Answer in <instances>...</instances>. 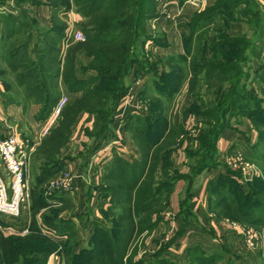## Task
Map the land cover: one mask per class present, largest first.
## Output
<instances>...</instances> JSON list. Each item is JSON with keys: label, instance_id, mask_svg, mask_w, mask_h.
Masks as SVG:
<instances>
[{"label": "trees", "instance_id": "obj_1", "mask_svg": "<svg viewBox=\"0 0 264 264\" xmlns=\"http://www.w3.org/2000/svg\"><path fill=\"white\" fill-rule=\"evenodd\" d=\"M71 1L78 13L90 18L86 23L87 26L85 25L82 29L86 40L77 43L74 47L85 51L91 57L88 65L94 70V74L86 81L90 84L95 83L97 86L81 92L84 87L80 86L79 83L83 81L74 76L73 57L71 55L66 58L65 71L60 72L59 68H53L54 63H57L58 55H60L57 39H61L60 32L63 29L54 25L46 33V35L51 33V37L48 36V39H43L45 43L42 47H37L34 50L35 53L42 54V56H38L36 70L32 71L31 76H27L30 77L29 79L34 76V81H28L25 74L21 72L15 75L17 84L26 86V97H35L36 100H39L38 102L42 100L43 105L40 111L38 110V119H44L53 109L59 95L58 79L69 92H80V95L62 108L61 119L52 129L50 136L42 141L39 149L36 150L37 157H41L43 161L38 166L39 171L35 175V182L29 188L28 198L31 205L28 231L24 235L17 233L5 235L0 231V264H7L8 260L14 261L8 264H46L47 258L54 253L56 245L53 242L55 241L40 233L35 218L45 205L39 185L63 167L61 158H56V154H59L60 149L70 141L72 126L79 113L83 112L93 117L92 130L87 135L91 139V146L97 147V144L105 138V133L110 129L113 122L116 108L121 98L127 93L128 88L125 83L119 82V75L114 70H118L121 64H124V69L128 70L136 66V50L143 48L145 43V21L142 20H146L147 16L155 9L154 0ZM67 5L69 6V4ZM211 16L215 17L216 15L211 14ZM1 20L2 28L11 29L17 19L7 14L2 15ZM192 24L193 22L189 24L191 33L194 32ZM260 28L264 30V26ZM185 48L189 55L190 49ZM224 52L221 49L218 54ZM8 53L10 54L8 68L11 70L20 67L21 62L18 63L17 61L20 55L28 54L27 57L29 56L24 44H20L16 49H10ZM194 58L191 59V62L189 61V70L193 73L195 68L199 71L205 68V74L219 82L231 80L230 75L223 74L226 71L225 68L218 67L219 72L214 74L213 67L215 64L208 63L207 59L195 64ZM28 64L31 65L30 61ZM108 74H110L108 82L105 83L107 79L101 81V78ZM183 74L184 69L180 67L170 68L168 71L159 73L156 81V93L159 95L155 99L149 98V114L147 116L128 115L124 129L130 133L135 146L139 149V159L129 161L114 153L107 165L106 173L101 177V184H105L111 193L116 208L113 230L110 229L112 232H109V229L107 230L97 223L91 238V246L87 249H80L75 254L71 252L72 248L70 252L67 251L68 255L65 251L67 255L66 264H146L143 260L133 262L132 256L137 246L135 243L143 232H148L156 225L158 217L153 220L151 215L156 213L161 205L164 208L167 207V196L172 191L174 184L180 179L186 182L180 203L183 211H187L186 206L189 203V197L195 188L193 177L196 174V166L190 169L192 167L189 165L190 172L181 173L177 166L173 165L172 174L168 175L167 172L170 171L171 165L166 159L161 164L160 176L155 177L159 159L155 147L161 145L165 139L173 138L172 143H175L176 137L181 135V131H183L181 126H174L170 123L167 109L159 98L164 97L169 103L171 97L182 87ZM203 76L195 78L198 80ZM192 78L195 80L194 76ZM76 84L78 85L75 86ZM189 84L193 87L191 81ZM207 84L210 85V82ZM228 85L234 89L235 84L228 83ZM40 89H44L43 99ZM145 94H147L146 91H142V95ZM231 103L232 99L229 100L228 104L232 105ZM191 105L188 110L194 112L190 110ZM255 111L258 112L257 109ZM245 117L254 121L259 120L255 113H245ZM258 123L264 125L260 120ZM214 126L216 128V125ZM217 138L218 134H216L213 126L206 128L197 135L196 140L202 144L201 148H205L200 153V160L194 162L197 168L202 169L204 167L206 158L210 157L205 156L206 153L203 154V152L205 150L212 152L210 148H216ZM256 141L264 147V140L257 138ZM166 149L167 154H171L172 150L167 147ZM188 151L187 158L188 155L192 156L194 153L189 149ZM210 162L205 165L207 167L204 172L215 167V164ZM236 175L235 172L227 168L226 172L207 179L205 185L206 198L209 195L212 199L219 200V209L224 212L225 216L238 219L248 225H264V175L253 177L251 182L246 183V188L239 183ZM185 214L189 215L188 212ZM185 214H182L183 217ZM18 220L22 222L21 217ZM46 223L50 229L60 231V235L63 233L62 230L65 226H60L64 224L63 220L59 219L57 223L49 220ZM9 225L10 223H7L6 227ZM24 225H26V221ZM11 226L15 230L22 228L13 223ZM162 248H164L163 245L148 264H176L165 257H156L161 253ZM186 254L187 264H216L221 257L218 251L206 254L196 244L186 247Z\"/></svg>", "mask_w": 264, "mask_h": 264}, {"label": "rangeland", "instance_id": "obj_2", "mask_svg": "<svg viewBox=\"0 0 264 264\" xmlns=\"http://www.w3.org/2000/svg\"><path fill=\"white\" fill-rule=\"evenodd\" d=\"M5 1L10 4H14L13 0H0V17H2V15L5 16L9 14L3 13L5 11H3L4 6H7L4 3ZM171 1L175 3V7L177 8L181 7L186 2L193 5V10L188 13L189 17L186 20L185 24H183L181 29L179 30V34L175 33L174 30L170 31V29H167L166 32L163 26L167 24V28H169L170 22H174V18L171 15L173 10L169 5ZM18 2L19 5L21 4V6L18 8V10H16V12L13 13L15 15L11 14L12 16L16 17L17 20H15L14 25H12L11 29L7 30L2 28L1 38L5 40L6 49L8 48V51L10 50L9 47H12V49H16L17 45L19 46V44L29 43L30 48L32 45H34V47H32V50L29 51V56L32 55V57H27L28 54L19 56V59L17 61L18 63L21 62V65L16 70H11L6 67V58L10 57L8 51L6 52V49L0 51V78L6 80V82L8 83L6 84L7 87L10 86L9 89L6 90V94L8 95L9 99L17 100L18 102L23 104V107H26L27 104H39L38 110L40 111L43 105L42 100L38 102L39 100H36L35 97H27L30 100L25 98L26 86L24 84H17V82L15 81V75L20 74L21 72L25 74V78L28 81H34V76L31 77V79H29L30 77L27 76H31L32 71L36 70L39 60L38 56H42V54L39 55L38 53H35L34 50H36L37 47H42L43 43H45L43 39L46 40V38L48 39V36L51 37V33H49V35H46V33L49 32L48 30L52 28L53 25L63 28L62 32H60L62 35L61 39H57V42L59 41L60 46L59 51H62L63 54L61 55V53L59 52L60 55H58L57 63H54L53 68H59L60 72H63V70L65 71L64 67L66 58L71 55L73 57L74 76L83 81L79 83L80 86L84 87L81 92L87 91L88 89L97 86V84L95 85V83L90 84L88 81H86L87 78L94 74V70L88 65L91 57H89L85 53V51L76 49L74 47L77 43H82L86 40L85 34L83 33L82 29L83 27H85L90 18H88L87 16H83L84 14L82 13H78L75 10V6L71 0H20ZM24 2H27L32 6H48V9L51 12V24L40 26L37 23L36 19L30 16L32 8H30L28 5L23 6L22 3ZM154 3L155 9L149 16H147L146 20H142L145 21V46L143 45V48H136V66L128 70L124 69V64H121V67L118 70H114L119 75V82L125 83L129 88V85H132L131 81L137 79L138 70H141L145 73L152 72L153 75L149 76V79L151 78V80L148 82L145 81L146 87H148L150 94H146L145 98L142 97L149 101V98L155 99L158 98L159 95L158 93H156V81L158 73L165 72L166 70L168 71L170 70V68H183L184 74L183 83L181 86L184 87L183 89H186L187 94L191 95L192 105L190 110L194 111L193 113L197 112L196 114H198L199 118V125H197L196 132L200 134V132H203L206 128L213 126L216 134H218V138L215 143L216 148H210L212 152H209L207 150L203 152V154L206 153L205 156L210 157L206 158L205 165L209 164V161H211L210 163L215 164V167H213V169H209L210 171H212V177L209 178H214L219 173L226 172L227 168L231 170L225 158L227 155H232L236 151H241L244 154V159L250 163H253L257 167L258 174L254 177L263 176L264 171L262 170L264 169V147L261 146L256 140L257 138H261L262 140H264V125L262 126L258 123L260 120V122H263L264 124V49H262L257 43L258 40H262V43L264 44V35L261 38L257 36V28L263 27L264 21L254 17L253 0H154ZM67 4H69V6ZM54 10L55 12H53ZM211 14H215L216 16L212 17ZM219 18H221L223 22L220 24L216 22L214 24V21ZM192 22L194 32L191 33V31L189 30V24H191ZM76 32L82 34L84 40H78L75 36ZM185 47H188L190 49L189 55L188 51L186 52ZM221 49L225 52L223 54H218ZM241 53L243 54L241 55ZM193 58L195 60V64L201 63L203 59H207V61H209L208 63L215 64V66L213 67L214 74L219 72L218 67L225 68L226 71H224L223 74L227 73L228 75H230L231 80L219 82L215 78H213L218 83L222 84L221 87L213 89L212 84H207L208 82H210V79L212 77L205 74V68L200 71L195 68L194 73L193 71L189 70V64L191 62V59ZM28 61H30L31 65L28 64ZM109 75L110 74L101 78V81L107 79L105 82L107 83L108 78L110 77ZM130 75L132 76V78H130ZM192 76H194V78H197L199 76L203 77L198 80H196L195 78L194 80ZM38 79H40L39 76ZM190 81L193 83V87L190 86ZM228 83L235 84L234 89H232L228 85ZM57 85L59 91L58 98L62 96L66 97L64 106L69 102H72L73 99L79 97L80 95V92H69L66 86L63 85L61 81L57 82ZM59 85L61 86V88ZM77 85L78 84H76L75 86ZM43 90L44 89H40L42 93V99L44 97ZM166 93L168 94V92ZM213 94H215V97H212L214 96ZM159 99L163 102L165 108L167 109V115H169V111L172 110L174 105L173 103H175L173 101V96L171 97L169 103H167V100L164 97H160ZM231 99L232 105H229L228 102ZM128 100L129 101L127 103L131 101L130 99ZM135 106H137V104ZM255 109H257L258 112H254ZM38 110L33 114V119L38 122V127L35 128L36 132L34 134L30 130L24 132L25 135L29 133L28 136H30V140L25 141L27 152H30V160L28 164V168L31 172L28 180L30 187L31 184L35 182V175L38 174L39 171L38 166L40 162L43 161L41 157H37L38 153L36 152V150L39 149L40 143L50 136L52 129L55 128V126L61 119L60 112L62 109L60 110L52 126L48 129L47 132L43 134H40L41 126L44 125L47 117L51 112L44 119H38ZM245 113H255L259 120L254 121L253 119H248L247 117H245ZM24 117L27 119L26 123H29V125L27 124V127H29L30 124L32 125V122L29 119V113H25ZM242 120L246 123L245 127L241 125ZM119 124L121 128L124 127L125 120H121V122L119 121ZM92 125L89 126L88 129L83 130L82 133L88 135L89 131L92 130ZM214 125H216V128ZM239 126L243 127V129H239ZM12 128L21 133L19 126ZM1 129L2 128H0V130ZM28 129L31 128L29 127ZM183 131H181L182 134H185V132ZM228 132L233 133V140L229 142L228 139H224L225 142L221 143L220 140H222V134ZM3 133L0 132L1 137H4ZM70 135V140L72 138V141L78 142L77 139L73 138L75 137V135H72V131ZM36 136L37 138H35ZM87 137L89 138V136ZM179 137L180 135L176 137L174 141L175 143H172L173 138H170L165 139L161 143V145H157L155 147V149H157L159 158L155 177L158 178L160 176L161 164L165 162L163 160L168 159L171 165V168H169L170 171L167 172L168 175L172 174L171 172L173 169V165L177 166L178 170L181 173L190 172L189 165L192 167L190 169H193V166H196V174L195 176H192H194L193 180L195 181V185H198V183H202V176L204 173H206L204 171L206 170L207 166L204 165L202 169H199V167L197 168V165L194 164V162L200 160V153H202L205 148H201L202 144H200L198 140H196L195 145L193 147H189V150L194 151L192 156L188 155V158L186 157L187 153L189 152L188 149L184 153L185 167L183 166L184 168H182L181 166H178V155L173 156V151H175V149H172L177 143ZM34 138L36 139L35 144L31 142L32 140H34ZM116 139H118V141L120 142L119 138ZM72 141H69L63 147H69V143ZM90 141L85 143H83V141L79 143L77 152L72 154V156H62L61 152L59 151V154H56V158H61L62 160V158L65 157L70 160H76L77 165L73 166V170L66 168V166L61 167L60 170L57 171L52 177L39 185V190L41 191V195L44 197L45 205L36 214L35 218L37 220V225L39 227L40 233L51 239L52 241H55L53 242V244L56 245L55 250H58L59 248L63 252H70V249L76 243V239L78 238L77 231L73 224V221L69 217L75 215L83 223V228H81V225L79 227V233L83 236L86 232L84 221H86L87 219L90 220L93 216L94 211L92 207L85 204L86 202H83L84 204L82 203L80 206H77L79 204H75L70 199L72 198V192L75 191V186L70 194L67 191L55 189L52 185H50V181L56 179V177L64 172L76 174L78 173L77 171H80V168L81 170H83L85 164L81 162V159L84 158V155L89 154V147H91ZM227 142L229 145L226 144ZM171 143L172 145H170ZM29 147H32V149H30ZM166 147L169 148V150H172L171 154H167ZM79 158H81L79 160L80 162L77 160ZM176 158H178V162L174 163V160H176ZM209 178L207 177V179ZM79 179L84 183L82 178L79 177ZM252 179L243 184L245 188L247 187L246 183L251 182ZM180 180L184 182V180ZM75 183L76 182L74 180V184ZM97 183L100 185V181H97ZM185 184L186 182H184V186ZM206 204L207 211L209 214H211V217L213 219H216L223 224L226 223L231 228L232 223H234L240 227H249L255 230L257 234H259V236L262 238L263 246L256 245L254 248H250V250L255 257H260V261L264 262V257L259 254V252H264V225H248L246 223L240 222L238 219L225 216L224 212L219 209V200L216 201L214 200V198L212 199L211 197H209V195H207ZM30 205V199L28 198L25 207L23 208L21 216L22 222L30 218ZM167 207L164 208L161 205V207H159L160 209L156 213L151 215L153 217L152 219L155 220L158 217L159 221L164 218L165 213L168 211ZM210 207L211 211L209 210ZM62 216H67L68 218H63ZM99 216L104 219V214H100ZM59 219L64 221V224H61L60 226H65L62 230L63 233L61 235L60 231L50 229L46 223V221L49 220L57 223ZM191 219L194 221L195 217L193 215L185 214L181 222L184 224L186 222H190ZM13 220L14 219L5 218L4 216L0 215V231H2L3 234L7 235L8 233H17L10 232L14 229L11 226V223H14ZM17 220L18 219H16V221ZM93 222V227H95L97 223ZM7 223H10L9 227H6ZM106 223V225L110 227L111 230H113L114 222H109V220H107ZM98 224H101L104 227V224L102 222H98ZM41 229L49 232L51 236L43 233ZM180 230L181 229H178L176 236H180ZM151 231L152 229L148 232H145L143 238L139 242L140 246L137 247L142 248L147 244H151ZM232 231L237 233V231L233 228ZM64 235H66L64 239H59L60 236ZM239 237L242 236L240 235ZM164 241L167 242L168 240H164L163 236L160 238L157 244L163 245V243L165 244ZM86 244L89 245L88 240L86 241ZM88 245L81 247V249H87ZM66 252L65 259L69 254L67 252L66 255ZM176 259L177 264H185L184 256L178 254V256H176ZM11 262L14 261L8 260L7 264Z\"/></svg>", "mask_w": 264, "mask_h": 264}, {"label": "crops", "instance_id": "obj_3", "mask_svg": "<svg viewBox=\"0 0 264 264\" xmlns=\"http://www.w3.org/2000/svg\"><path fill=\"white\" fill-rule=\"evenodd\" d=\"M13 1L14 4H10L7 1L4 2L7 6H4L3 11H5L3 13H9L11 15L16 12V10H18L21 4L19 5L18 0ZM22 5H28L30 8H32L30 16L36 19L37 23L40 26L51 24V12L48 9V6H32L27 2L22 3ZM169 5L173 10L171 15L174 18V22H170L169 28H167V24L163 26L166 32L167 29H170V31L174 30L175 33L179 34V30L181 29L182 25L185 24L186 20L189 17L188 13L193 10V5L186 2L181 7L177 8L175 7V3H173V1H171ZM253 13L254 17L264 21V0H253ZM216 22L220 24L223 22V20L219 18L214 21V24ZM2 27L3 23L0 17V51L6 49L5 40L1 38ZM263 35L264 30L258 27L257 36L261 38ZM262 42V40H258L257 43L262 49H264V44ZM24 45L26 46V50L28 52L32 50V47H34V45H32L30 48L29 43H26ZM7 49L6 52L8 51ZM9 49H12V47H9ZM60 53L61 55L63 54L62 51H60ZM29 57H32V55ZM6 67H8V58H6ZM150 75H153V73H145L141 70H138L137 79L131 81L132 85H129L127 91L128 93H130L129 99L131 101L129 103H126V101L121 100L113 115L114 118L110 129L105 133V138L97 144V147H89L90 152L89 154H86L87 156L84 155V158L77 159L78 161L81 159V162L85 164V167H83L84 169L82 168L83 170H81L80 168V171H77L78 173H73L76 183L74 184L75 191H73L72 194L71 192H69L72 196V198L70 199L75 204H79L77 206H80L83 202H86L85 204L93 208L94 213L90 220L87 219L86 221H84L86 232L83 236L79 233V227L81 225V228H83V223L75 215L69 217L73 221L78 235L76 243L73 245L71 250V252L74 254L78 253L81 247L88 245L86 244L87 240L89 241L88 247L91 246V238L94 231V227L92 224L93 221V223L102 222L104 224V227L106 229H109V232H112L110 230V227L106 225V221L109 220V222H114L116 208L111 193L105 187V184H101V177L106 173V170L108 168L107 165L114 153L129 161L139 159V149H137V147L135 146L130 133H128L124 129V127L121 128L119 121L121 122V120H126L128 115L147 116L149 114V101L144 99L146 94L142 95V91L145 90L147 94H150L149 89L145 84V81L148 82L151 80V78L149 79ZM130 78H132L131 75ZM59 81L60 79H58V82ZM6 84H8L6 80L0 78V128H2L0 132H4L6 134L10 131H15L17 132V136H19L21 139L23 138L25 141L30 140V136H28L29 133L25 135L24 132L28 130H30L33 134L36 132L35 128L38 127V122L33 119V114L38 110L39 104H27L26 107H23V104L18 102L17 100H10L8 95L6 94V90L9 89ZM210 84H212L213 89L222 86V84L218 83L213 78L210 79ZM183 88L184 87H182L173 95V101L175 103H173V108L171 107L172 110L169 111L168 115V118H171L170 123L174 126H181L185 132V134L180 135L177 143L172 148L175 149V151H173V156L178 155L179 157V162L177 161L178 158H176V160H174V163L178 162V166H181L182 168L185 167L184 153L187 151V149H189V147H193L195 145L196 137L199 134L196 132L197 125H199L198 114L190 112L188 110L189 106L191 105L192 98L190 94L186 93V89ZM213 95L214 96L212 97H215V94ZM27 99L30 100L29 98ZM136 104L137 106H135ZM25 113H29L30 115L29 119L31 120L32 125L30 124L29 127L31 129H28L29 127H27V124L29 125V123H26L27 119L24 117ZM92 122L93 118L89 114L86 115L82 112L78 114L77 120L72 126V135H75V137L73 138L77 139L78 142L72 141L71 138L70 141L72 142L69 143L70 146L67 148H61L60 152L62 156H72V154L77 152L79 143L83 141V143L90 141L87 135L83 134L82 131L88 129L89 126L92 125ZM241 125L245 127L246 123L242 120ZM18 126L20 127L21 133L12 128ZM239 129L242 130L243 127L239 126ZM4 133L3 135H5ZM35 138H37V136ZM35 138L34 140L31 139V142L33 144H35ZM116 138L120 139L119 144L112 143V141ZM233 138L234 135L232 132L223 133L222 140H220V142H225L224 139H228L230 142L233 140ZM95 143L97 142L95 141ZM226 144L229 145L228 142ZM29 148L32 149V147ZM61 163L63 166H66V168H69L71 170L74 169V165H77L76 160H70L65 157L62 158ZM0 171L3 175H5L4 170H2L1 166ZM30 173L31 172L29 169L27 175L28 180ZM79 177L82 178L84 183L79 179ZM202 177V183H198V185H195L196 187L189 197V203L186 206L187 211H183L180 203L183 196L184 182L178 180L174 184L172 191L167 196L168 211L165 213V217L159 220L152 228L151 244H147L142 248L137 247L140 246L139 242L145 234V232H143L137 239V243H135L137 246L135 249L136 251L132 256L133 262L143 260V262L148 264L152 259H154L155 254L158 252V250H160V247L162 246L158 245L157 243L159 242L160 238L164 236V240L168 241H164L166 245L163 243L164 248L161 249V253H159L156 257H165L176 264V256H178V254L184 256L185 264L187 263L186 247L192 246L194 244L202 248V250L206 254L212 251H218L221 257L216 262V264H264V262L260 261V257L257 258L252 254L250 247L246 246L243 237H239L240 235L232 231V228L228 224H223L222 222L213 219L211 217V214L208 213L206 204L207 198L204 188L207 182V177H212V171H206V173H204ZM236 177L239 183H241L242 185L247 182L241 180L238 175H236ZM97 181H100V185L97 183ZM185 212H188L189 215H193L195 217V220L193 221L191 219L190 222L183 224L181 220L183 218L182 214H185ZM100 214H104V219L99 216ZM62 217L68 218L67 216ZM28 220L29 219H27L26 221ZM13 222L15 226L22 227L25 221L20 222L18 220H13ZM178 229H181V234H179L180 236H176ZM65 236L66 235L60 236L59 239H64ZM259 254L264 257V252H259ZM46 264H66L65 252H63L59 248L58 250L56 249L54 253H52L47 258Z\"/></svg>", "mask_w": 264, "mask_h": 264}, {"label": "built area", "instance_id": "obj_4", "mask_svg": "<svg viewBox=\"0 0 264 264\" xmlns=\"http://www.w3.org/2000/svg\"><path fill=\"white\" fill-rule=\"evenodd\" d=\"M78 40H84L79 32L75 33ZM128 93V92H127ZM130 93L124 95L121 100L129 101ZM66 102V97L62 96L57 99L50 115L47 117L44 125L41 126L40 134L48 131L55 122L60 110ZM119 144L118 139L112 141ZM25 140L17 136L14 131L6 133L0 138V166L4 170L5 175L0 171V215L9 219H19L22 215L23 208L29 196L28 182V164L30 152H27ZM227 164L230 169L235 172L241 180L249 181L258 174L257 167L244 159L241 151H236L232 155L226 156ZM74 174L64 172L56 179L50 181L55 189L71 192L74 188ZM29 220L26 225L20 229H13L10 232H17L24 235L28 231ZM232 228L237 231L245 240L247 247L254 248L256 245L263 246L262 238L257 232L249 227L238 226L232 223ZM43 231L46 235L51 236L49 232Z\"/></svg>", "mask_w": 264, "mask_h": 264}]
</instances>
